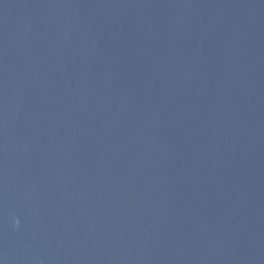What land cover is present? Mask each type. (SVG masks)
Masks as SVG:
<instances>
[{
  "label": "water",
  "instance_id": "1",
  "mask_svg": "<svg viewBox=\"0 0 264 264\" xmlns=\"http://www.w3.org/2000/svg\"><path fill=\"white\" fill-rule=\"evenodd\" d=\"M0 264H264V0H0Z\"/></svg>",
  "mask_w": 264,
  "mask_h": 264
}]
</instances>
